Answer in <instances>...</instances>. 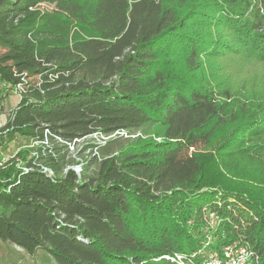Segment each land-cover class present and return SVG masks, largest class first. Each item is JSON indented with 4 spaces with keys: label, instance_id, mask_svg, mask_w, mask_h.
<instances>
[{
    "label": "trees",
    "instance_id": "1",
    "mask_svg": "<svg viewBox=\"0 0 264 264\" xmlns=\"http://www.w3.org/2000/svg\"><path fill=\"white\" fill-rule=\"evenodd\" d=\"M43 3L79 4L93 25ZM0 48L72 56L50 79L16 85L0 71L2 98L20 95L0 147L22 136L38 149L0 164V239L57 264H205L234 242L249 249L245 264H264V111L197 78L212 56L264 62V0H0ZM144 124L154 136L91 175L96 155L79 172L46 152Z\"/></svg>",
    "mask_w": 264,
    "mask_h": 264
},
{
    "label": "rangeland",
    "instance_id": "2",
    "mask_svg": "<svg viewBox=\"0 0 264 264\" xmlns=\"http://www.w3.org/2000/svg\"><path fill=\"white\" fill-rule=\"evenodd\" d=\"M44 7L49 10L60 12L65 16L74 20L75 23L92 24L90 16L86 10L79 4L66 3H43ZM93 25V24H92ZM11 53V52H10ZM7 51L0 48V71L11 76L12 80H23L26 76L36 73V78H52V72L62 65L65 67L66 63L72 59V56L63 51H51L48 55L36 58L23 55H13L5 57ZM13 54V53H11ZM228 57H215L205 59L204 67L198 75V80L201 84L214 85L215 87L228 88L231 92V101L235 105H245L246 109H250L255 116L264 111V62L253 57H235L226 59ZM47 70V73L44 71ZM71 71H62L59 75L69 77ZM8 105L15 107L20 101V95L13 94ZM19 99V101H18ZM9 101V100H8ZM157 131L155 124H144L138 129H132L123 132H114L110 135L96 134L90 137L82 138L76 142L71 143L69 148L64 147L60 140L54 141L48 146L47 153H54V156L60 158V155L65 157L63 168H74L82 172L83 165H87L96 155L95 162L88 167L87 175H91L97 171L100 162L104 157L115 153L121 147L132 143L139 138L145 139L154 136ZM106 139H104V138ZM115 141L104 144L106 141ZM37 142L29 140L22 136H17L12 142L3 144L0 147V164L7 162L14 158L17 152L23 147H31V156L38 153L36 146ZM102 145L99 149L91 146ZM45 151V150H44ZM98 153V154H97ZM22 162H19V167ZM260 184V183H258ZM209 237L210 240L215 236L216 216L214 213L209 215ZM233 250L229 252L226 248ZM242 244L234 242L224 247L223 254H236L242 250ZM217 259V258H216ZM215 259V260H216ZM214 262V261H213ZM0 264H57L56 260L47 251L37 250L35 253H28L21 247L0 239Z\"/></svg>",
    "mask_w": 264,
    "mask_h": 264
},
{
    "label": "built area",
    "instance_id": "3",
    "mask_svg": "<svg viewBox=\"0 0 264 264\" xmlns=\"http://www.w3.org/2000/svg\"><path fill=\"white\" fill-rule=\"evenodd\" d=\"M117 133H118V131H117ZM104 139H106V138H104ZM45 171L51 176L54 175V172L51 169H49V168H45ZM241 248H242V250L238 251L235 255L231 254L232 255V257H231L229 255L228 251L232 252L234 249L232 250L230 248V246H229V247L226 248L228 250L226 252L228 257L225 256L224 254H223L224 257H221L219 254H215V256L211 259V261L207 262L205 264H245L246 260L249 258V255H250L249 254V249L246 246H242ZM174 260L181 262L182 261V256L177 255L176 258H174Z\"/></svg>",
    "mask_w": 264,
    "mask_h": 264
},
{
    "label": "crops",
    "instance_id": "4",
    "mask_svg": "<svg viewBox=\"0 0 264 264\" xmlns=\"http://www.w3.org/2000/svg\"><path fill=\"white\" fill-rule=\"evenodd\" d=\"M6 89H8V84H6L5 80L2 78L0 74V126L5 124V122L7 121L9 112L14 108V107H11V105H8L7 103L12 100L11 97L13 96V94H16V93L10 94L8 97L2 98V96H4V94L6 93Z\"/></svg>",
    "mask_w": 264,
    "mask_h": 264
}]
</instances>
